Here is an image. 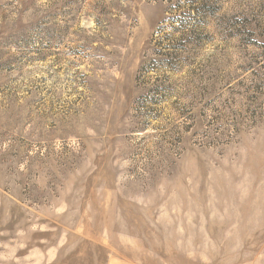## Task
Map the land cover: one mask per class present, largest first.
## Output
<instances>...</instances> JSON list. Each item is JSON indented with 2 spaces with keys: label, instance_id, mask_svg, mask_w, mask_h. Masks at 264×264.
Listing matches in <instances>:
<instances>
[{
  "label": "rangeland",
  "instance_id": "1",
  "mask_svg": "<svg viewBox=\"0 0 264 264\" xmlns=\"http://www.w3.org/2000/svg\"><path fill=\"white\" fill-rule=\"evenodd\" d=\"M0 264H264V0H0Z\"/></svg>",
  "mask_w": 264,
  "mask_h": 264
}]
</instances>
